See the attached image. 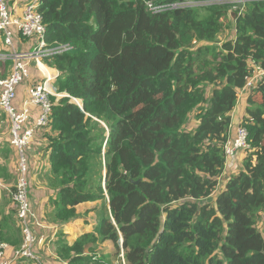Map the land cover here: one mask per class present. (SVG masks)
Instances as JSON below:
<instances>
[{"label":"trees","instance_id":"16d2710c","mask_svg":"<svg viewBox=\"0 0 264 264\" xmlns=\"http://www.w3.org/2000/svg\"><path fill=\"white\" fill-rule=\"evenodd\" d=\"M148 1L183 0H38L46 46L70 47L44 58L65 94L49 95L42 127L51 221L94 203L91 229L60 237L56 257L102 264L97 243L108 241L125 264H264V0L232 9L234 37L219 43L217 3L153 13ZM11 67L0 60V76ZM253 76L239 123L248 146L215 193L231 111ZM0 151L7 180V142ZM0 239L22 242L14 230Z\"/></svg>","mask_w":264,"mask_h":264},{"label":"built area","instance_id":"2783aa9c","mask_svg":"<svg viewBox=\"0 0 264 264\" xmlns=\"http://www.w3.org/2000/svg\"><path fill=\"white\" fill-rule=\"evenodd\" d=\"M249 0H242L241 4ZM236 2V0H235ZM146 7L155 13L164 9L176 7L198 6L195 1L183 0L172 3L155 4L146 2ZM38 0H26L21 17L12 15L8 0H0V34L3 43L8 46L7 51H0V60H12L10 73L6 77L0 76V109L8 118L10 145L15 149L19 175L14 188L10 190L11 198L16 210V217L22 233V242L14 250L15 258L25 257L36 264H40L39 257L34 252V234L30 222V204L28 200V178H27V157L26 148L33 137L35 129L42 128L49 123L51 112V102L49 95L59 97L51 85V80L57 77L45 76L28 88V99L22 104V110L18 111L14 105L17 87L22 81L28 78L29 69L27 64L33 60L42 71L46 69L44 58L55 53L69 49L68 45L46 46L44 40L45 26L42 23L41 15L37 11ZM12 26H15L23 37H32L36 43L32 49L27 51H16L13 47ZM264 74V72H260ZM252 83L248 81L247 87ZM250 89V88H249ZM35 105L39 108V113L33 123L27 124L29 116V106ZM246 130L238 125L234 135H228L224 143L225 167H230V161L238 154L240 149L246 148ZM1 185V184H0ZM7 244L0 239V264H10L5 256ZM124 260V259H123Z\"/></svg>","mask_w":264,"mask_h":264},{"label":"crops","instance_id":"0c3cea01","mask_svg":"<svg viewBox=\"0 0 264 264\" xmlns=\"http://www.w3.org/2000/svg\"><path fill=\"white\" fill-rule=\"evenodd\" d=\"M26 0H8L9 8L12 11V15L16 18L21 17L24 3ZM229 0H227L228 2ZM233 23V22H232ZM12 42L13 47L16 51H27L33 48L36 43V39L32 37H23L20 35L15 26H12ZM234 37V28L230 38ZM228 38V39H230ZM226 40V39H225ZM8 46L3 43V39L0 34V51H7ZM29 75L22 84L17 88V94L14 99V105L18 111L22 110V104L28 99V88L30 85L41 81L45 76H55L58 72L56 69L48 66L45 63L46 69L40 70L35 61L31 60L28 64ZM12 71V70H11ZM59 74V72H58ZM58 76V75H57ZM56 78V77H55ZM54 79L51 80V85L53 87ZM54 88V87H53ZM250 89L245 88L240 91L238 100L234 109L231 111V125L229 129V134L234 135L236 127L239 125L242 117L245 115V110L247 107L246 98ZM58 98V97H57ZM79 102V100H78ZM29 118L27 124H32L39 113V108L35 105L29 106ZM7 125L0 138V145L7 142L8 153H6V164L7 170L10 173V179H0V230L3 232L16 231L18 236H22L20 226L17 228L16 223V211L12 202L10 188L14 186L19 175L18 160L16 156L15 149L10 145V135H9V122L8 118ZM47 145L45 138V129L38 128L35 129L32 139L26 148L27 157V178H28V200L30 204V222L32 225V231L34 234V252L39 257L40 264H60L58 258L56 257L55 246L56 242L60 237L68 242L73 241L80 233L88 231L91 229V222L85 224L88 220V216L83 215L82 218L74 219L65 224L54 223L51 221V210L52 207L49 203L50 197H54V189L48 187L47 177L49 172V154L44 149ZM244 149H240L238 154L230 161V167H225L224 172L219 178L216 193L223 189L226 180L228 179L230 173L238 170L241 167V161L244 156ZM0 161L4 160V155L0 151ZM224 175V176H223ZM223 176V177H222ZM220 183V186H219ZM83 205H89L87 203H81L76 206L78 213L81 212L79 207ZM94 204L85 206V210L91 208ZM84 214V213H83ZM90 214L94 215L93 212ZM86 220V221H85ZM81 223V225H80ZM64 234H63V233ZM7 248L5 250V256L10 260V264H36L34 262L23 261L20 262L18 258L14 256V250L18 248L17 246H12L11 244L5 242Z\"/></svg>","mask_w":264,"mask_h":264},{"label":"rangeland","instance_id":"374dc122","mask_svg":"<svg viewBox=\"0 0 264 264\" xmlns=\"http://www.w3.org/2000/svg\"><path fill=\"white\" fill-rule=\"evenodd\" d=\"M192 1H195L198 4V6H203V5L206 6V5H210L213 3H217V6L219 7L220 10H222V13L219 16L220 17L219 18L220 19V30L217 33L216 41L219 43V42L224 41L225 39L230 38V36L232 35V31H233V23H232V18L230 17V11L235 8H241L243 5L241 4L242 0H236V2L235 0H229L228 2L227 0H192ZM258 78L259 76H253L251 78L252 83L247 88L251 89V87L254 85V83L257 81ZM251 79L249 81H251ZM22 83L23 81L20 84ZM6 127H8L7 120L5 118V115L0 109V138L3 137L2 132ZM0 162H4V160ZM219 186H220V183H219ZM87 204L92 205L94 203L87 202ZM89 205H83L79 207V209H81V212H82L84 207L89 206ZM81 212H80L79 218L83 219V215L88 216L89 219L93 218V215L90 214V212L87 214H83L84 212L83 213ZM87 222H89V220ZM259 226H261V223H259ZM112 248H113V245L109 243L108 241L97 243L96 252L103 255V258L105 260V263H102V264H125L123 260L124 258H123L122 251L117 255L114 248L113 249Z\"/></svg>","mask_w":264,"mask_h":264},{"label":"water","instance_id":"95a60500","mask_svg":"<svg viewBox=\"0 0 264 264\" xmlns=\"http://www.w3.org/2000/svg\"><path fill=\"white\" fill-rule=\"evenodd\" d=\"M63 95H65V94H61L60 96H63ZM73 101H74L77 105L81 106V105H80V102H78V100L73 99Z\"/></svg>","mask_w":264,"mask_h":264}]
</instances>
